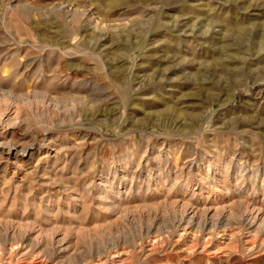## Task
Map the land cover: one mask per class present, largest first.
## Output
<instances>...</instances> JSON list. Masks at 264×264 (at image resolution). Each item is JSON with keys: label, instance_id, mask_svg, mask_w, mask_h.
Listing matches in <instances>:
<instances>
[{"label": "rangeland", "instance_id": "obj_1", "mask_svg": "<svg viewBox=\"0 0 264 264\" xmlns=\"http://www.w3.org/2000/svg\"><path fill=\"white\" fill-rule=\"evenodd\" d=\"M0 264H264V0H0Z\"/></svg>", "mask_w": 264, "mask_h": 264}]
</instances>
